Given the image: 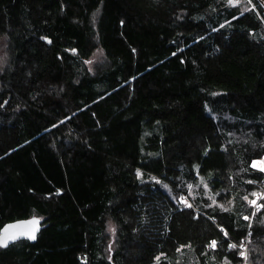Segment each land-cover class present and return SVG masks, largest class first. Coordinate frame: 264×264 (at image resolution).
I'll return each mask as SVG.
<instances>
[{
  "label": "trees",
  "instance_id": "16d2710c",
  "mask_svg": "<svg viewBox=\"0 0 264 264\" xmlns=\"http://www.w3.org/2000/svg\"><path fill=\"white\" fill-rule=\"evenodd\" d=\"M234 1L0 0V230L42 221L0 264H264V0Z\"/></svg>",
  "mask_w": 264,
  "mask_h": 264
},
{
  "label": "water",
  "instance_id": "95a60500",
  "mask_svg": "<svg viewBox=\"0 0 264 264\" xmlns=\"http://www.w3.org/2000/svg\"><path fill=\"white\" fill-rule=\"evenodd\" d=\"M34 231L35 239H29L27 235L23 233ZM42 231V221L39 217H30L27 219H20L13 222H9L5 224L0 230V237L5 235H16L18 238L15 240H10L7 246H3V248H7L17 242L20 241H29L30 243L37 242L38 236Z\"/></svg>",
  "mask_w": 264,
  "mask_h": 264
},
{
  "label": "snow or ice",
  "instance_id": "6c2138e0",
  "mask_svg": "<svg viewBox=\"0 0 264 264\" xmlns=\"http://www.w3.org/2000/svg\"><path fill=\"white\" fill-rule=\"evenodd\" d=\"M231 2V0H230ZM255 167V165H253ZM264 170V169H262ZM252 203H255L254 201ZM189 207L191 205H188ZM245 219H248L247 217H245ZM24 235H27V237L29 239H35V234H34V231H29V232H25L23 233ZM18 237L16 235H5L3 237H0V247H3V246H7L8 242L10 240H15L17 239ZM211 246L214 248L215 247V241L211 242ZM231 247V246H230Z\"/></svg>",
  "mask_w": 264,
  "mask_h": 264
},
{
  "label": "rangeland",
  "instance_id": "374dc122",
  "mask_svg": "<svg viewBox=\"0 0 264 264\" xmlns=\"http://www.w3.org/2000/svg\"><path fill=\"white\" fill-rule=\"evenodd\" d=\"M233 3L234 4H240L243 9H248L247 3L245 4L243 0H237V2L234 1ZM253 165H255V168H257V169H260V170L264 169V157L262 159L254 161ZM258 198L259 197L257 196L256 199H254V202H256Z\"/></svg>",
  "mask_w": 264,
  "mask_h": 264
},
{
  "label": "built area",
  "instance_id": "2783aa9c",
  "mask_svg": "<svg viewBox=\"0 0 264 264\" xmlns=\"http://www.w3.org/2000/svg\"><path fill=\"white\" fill-rule=\"evenodd\" d=\"M259 198L253 203L254 211H258L262 208V199H264V192L258 196Z\"/></svg>",
  "mask_w": 264,
  "mask_h": 264
}]
</instances>
